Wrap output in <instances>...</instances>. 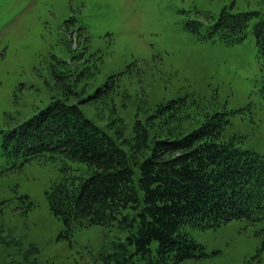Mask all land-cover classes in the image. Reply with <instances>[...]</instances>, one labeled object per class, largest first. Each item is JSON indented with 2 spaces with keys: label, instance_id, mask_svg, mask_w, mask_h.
I'll use <instances>...</instances> for the list:
<instances>
[{
  "label": "rangeland",
  "instance_id": "rangeland-1",
  "mask_svg": "<svg viewBox=\"0 0 264 264\" xmlns=\"http://www.w3.org/2000/svg\"><path fill=\"white\" fill-rule=\"evenodd\" d=\"M223 12L258 14L241 43L210 37ZM263 16L264 0H0V264H119L116 245L131 234L117 223L67 232L47 197L64 162L25 160L6 148V135L54 100L128 138L159 105L195 100L184 132L227 112L224 139L239 136L244 150L264 156V67L253 33ZM157 122L154 131L165 134ZM68 164L88 177L85 164ZM189 233L196 255L162 264H264V219ZM128 249L136 253V245ZM157 249L153 242L135 264L158 260Z\"/></svg>",
  "mask_w": 264,
  "mask_h": 264
},
{
  "label": "trees",
  "instance_id": "trees-1",
  "mask_svg": "<svg viewBox=\"0 0 264 264\" xmlns=\"http://www.w3.org/2000/svg\"><path fill=\"white\" fill-rule=\"evenodd\" d=\"M254 16L258 14L223 12L208 33L226 44L241 43ZM253 33L264 67V16ZM260 91L264 99V81ZM196 104L186 98L161 104L146 121L136 120L128 138L109 134L79 105L58 99L10 131L4 143L25 160L59 157L64 162L63 179L47 197L67 232L117 223L131 233L128 243L116 245L119 264H135L136 254L149 256L153 242L159 258L147 264L170 257L180 262L199 249L190 229L264 219V156L244 150L239 136L224 139L227 112L209 114L184 132V121L194 119L188 110ZM152 121L166 133L154 131ZM68 162L85 164L88 177L74 175ZM131 244L136 253L128 249Z\"/></svg>",
  "mask_w": 264,
  "mask_h": 264
}]
</instances>
